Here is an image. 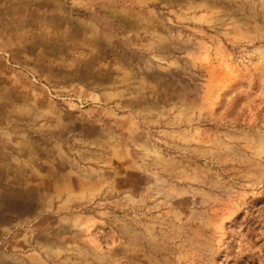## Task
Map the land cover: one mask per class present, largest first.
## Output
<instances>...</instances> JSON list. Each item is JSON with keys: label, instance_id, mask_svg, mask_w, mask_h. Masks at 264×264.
I'll return each instance as SVG.
<instances>
[{"label": "rangeland", "instance_id": "1", "mask_svg": "<svg viewBox=\"0 0 264 264\" xmlns=\"http://www.w3.org/2000/svg\"><path fill=\"white\" fill-rule=\"evenodd\" d=\"M0 264H264V0H0Z\"/></svg>", "mask_w": 264, "mask_h": 264}]
</instances>
